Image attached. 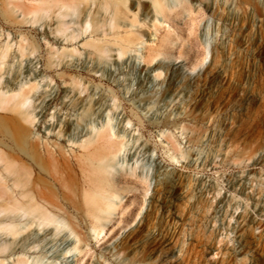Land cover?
<instances>
[{
  "label": "rangeland",
  "instance_id": "rangeland-1",
  "mask_svg": "<svg viewBox=\"0 0 264 264\" xmlns=\"http://www.w3.org/2000/svg\"><path fill=\"white\" fill-rule=\"evenodd\" d=\"M160 2L0 0V190L59 203L0 207V264H264V0ZM99 137L100 220L65 160Z\"/></svg>",
  "mask_w": 264,
  "mask_h": 264
},
{
  "label": "bare ground",
  "instance_id": "bare-ground-1",
  "mask_svg": "<svg viewBox=\"0 0 264 264\" xmlns=\"http://www.w3.org/2000/svg\"><path fill=\"white\" fill-rule=\"evenodd\" d=\"M153 5L157 10H159V12L162 11L163 7L161 5L160 0H153ZM182 9L184 11L191 13L190 9H187L184 7ZM158 24L159 25L163 24L162 26H164L165 23L159 22ZM191 32L192 31L190 30L189 33ZM125 39L128 40V38H125ZM202 47H203V54H202L200 61L197 64L193 63L192 66L189 67V70L195 71L199 64H202L205 62L206 57H207V48L205 45H203ZM176 60L177 59L175 58L174 61ZM184 67L187 68L186 62L184 64ZM10 103H14L12 98L5 97V96L0 97V109L1 110H5V108L7 107L6 105ZM101 138L102 137H99L96 140L94 139L95 140L94 142L88 141L89 143L84 144V146L81 145L83 149L82 150L83 152L81 155L82 157H77L76 159L65 158V160L67 162H70L71 165L74 167L76 173L80 174V177L83 176L84 178L83 186L88 187L87 192L85 191V197H86L85 209L88 213H90L91 216H93L94 219H98V220H100L99 217H101L99 213H102V214L104 213L108 215L111 211L115 210L117 207L116 200L115 201L113 200L117 196L116 195L117 193H114L112 191L111 187L113 184L111 185L109 178H108L109 176H107L104 171L106 167L103 165L104 157L106 153L109 152L108 149L110 148L109 147L103 148L104 150H100V151L98 150V148H96L99 145L96 143H99V141H101L100 140ZM106 144L108 146V143L104 141L105 146ZM101 145H103V143ZM54 148L55 150H51L48 146H45L43 149V152L42 151L39 152L38 149H37V152H38L39 158L44 162V167H41L40 173H43L46 179L51 180L55 185L59 186V179L56 176L54 169H57L59 167V163L61 162L62 159H64V157L62 156V153L57 146H55ZM33 163L38 164V162H36L35 160ZM26 168L28 171L30 170V167H26ZM15 179H16L15 182L16 181L20 182L18 177ZM1 187H2V184L0 183V188ZM31 191H32V195L29 193L26 194L24 190L20 191L18 194L21 198L15 199L10 204V201L8 200L12 198L11 195L4 192L3 190H0V207L5 206L6 209L11 207L12 209H21V210H25V212L29 211L32 213L36 211L44 218V220H48L49 222L50 218L48 215L47 208L48 207H58L59 206L58 201L53 195L47 194L42 190L31 188ZM12 224L10 223L0 224V229L3 231L4 234L14 235L17 231L20 230V226L22 225H20L19 228H17L16 225L14 224L12 225Z\"/></svg>",
  "mask_w": 264,
  "mask_h": 264
}]
</instances>
